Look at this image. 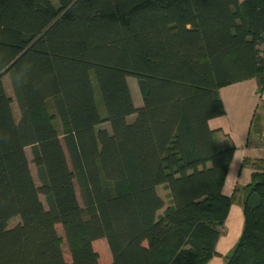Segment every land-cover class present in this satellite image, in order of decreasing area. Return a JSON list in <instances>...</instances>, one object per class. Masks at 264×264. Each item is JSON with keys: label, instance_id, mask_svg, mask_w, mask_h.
Returning <instances> with one entry per match:
<instances>
[{"label": "trees", "instance_id": "16d2710c", "mask_svg": "<svg viewBox=\"0 0 264 264\" xmlns=\"http://www.w3.org/2000/svg\"><path fill=\"white\" fill-rule=\"evenodd\" d=\"M252 79L264 88V0H0V264H100L99 240L111 264H208L235 149L209 122L225 115L220 90ZM252 165L225 264H264Z\"/></svg>", "mask_w": 264, "mask_h": 264}, {"label": "crops", "instance_id": "0c3cea01", "mask_svg": "<svg viewBox=\"0 0 264 264\" xmlns=\"http://www.w3.org/2000/svg\"><path fill=\"white\" fill-rule=\"evenodd\" d=\"M220 97L225 115L211 120L209 126L217 131L219 147L231 143L235 148L223 188V193L234 201L216 244L217 255L208 264H225V258L239 241L244 227L243 202L247 197L244 188L252 181V164L263 160L264 167V88L260 90L257 81L252 79L222 88ZM254 120L255 126L261 129L260 134L252 129ZM101 241L106 243V240L96 241L94 248ZM108 252L105 262L100 257V264L112 263L109 248Z\"/></svg>", "mask_w": 264, "mask_h": 264}, {"label": "rangeland", "instance_id": "374dc122", "mask_svg": "<svg viewBox=\"0 0 264 264\" xmlns=\"http://www.w3.org/2000/svg\"><path fill=\"white\" fill-rule=\"evenodd\" d=\"M3 81H4V84H5L6 91H7L8 95L14 98L9 77L5 76ZM128 82H129V86H130V89H131V93H132V97H133L134 103H135V105L137 107H139V106L142 105V97H141V94H140V91H139V88H138L137 80L134 79V78H129ZM96 97H97V102H98V105L100 107L101 113H102V115H104L105 111H104V108L102 106V102H101V99H100V96H99V92L97 91V89H96ZM13 110H14L15 118H16V120H18L19 116H20V113H19V108L17 106L16 101H14V103H13ZM134 119H135V116H131V117L128 118V121L132 122V121H134ZM99 129H107V130H109L110 129L109 128V124L105 123L102 126H100ZM26 152H27V155H28V159L30 161V166H31V171H32L33 177L35 179L36 184L39 186L40 183H39V180H38V177H37V171H36V168H35L34 164H32L31 149L28 148L26 150ZM76 190H77V195H78L79 201L81 203L79 189L77 188ZM158 192H159V195L161 196V198L165 201V208L162 210V212H161V214H162L164 212V210L166 209V207H168L171 204V200H170L169 195H168L169 191L164 189L163 186L159 187ZM41 201L43 202L45 207H47V203H46V200H45L44 196H41ZM19 222H20L19 218L13 219L10 222V227L16 226ZM58 231L62 235V229H61L60 226H58ZM95 249L99 253V256L101 257L102 261L105 262V260L107 258V255L109 254L106 243L104 241L96 243L95 244ZM64 251H65L66 259L70 260L69 252H68V249H67L66 246L64 248Z\"/></svg>", "mask_w": 264, "mask_h": 264}, {"label": "water", "instance_id": "95a60500", "mask_svg": "<svg viewBox=\"0 0 264 264\" xmlns=\"http://www.w3.org/2000/svg\"><path fill=\"white\" fill-rule=\"evenodd\" d=\"M260 198L257 194H252L248 199L249 208H258L260 206Z\"/></svg>", "mask_w": 264, "mask_h": 264}]
</instances>
